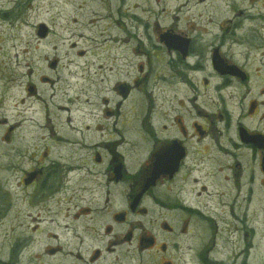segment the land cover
Listing matches in <instances>:
<instances>
[{
	"label": "flooded vegetation",
	"instance_id": "1",
	"mask_svg": "<svg viewBox=\"0 0 264 264\" xmlns=\"http://www.w3.org/2000/svg\"><path fill=\"white\" fill-rule=\"evenodd\" d=\"M14 3L8 4L11 10L0 5V18L12 16L16 10ZM252 3L257 5L252 24L235 23L233 19L207 25L205 30L195 25L187 26L186 30L180 29L179 24L166 28L159 25L153 34L157 42L149 39L152 37L145 29V39H140L138 46L143 44L144 49L141 46L134 50L132 57L98 55L89 63L85 61L88 60L85 53L80 52L78 73L82 74L83 83L72 97L67 87L60 85L59 77L53 81L43 76L40 80L44 84L53 88L57 85L55 95L36 93L39 85L31 82L30 77L24 96L14 98V119L18 123L8 125L6 117L0 120V125L8 127L9 136L16 125L26 121L44 128L47 116L55 125L71 121L77 129L81 127L80 132L75 128L81 135L75 141L81 143L78 150L82 154L93 151L92 164L85 166L80 159L68 170L79 171L83 176L105 175L108 189L99 196L86 197L82 188L80 203L99 207L101 197H106L101 212L114 214L108 218L98 214L108 223L105 226L108 235L104 234L100 241L112 236L110 233L125 232L123 236L117 235L114 243L110 240L101 248H85L81 236L68 243L64 241L60 251L64 253L65 264H118L123 261L117 256L119 249L123 255L139 252L141 264H162L165 256L174 260L166 264H227L214 256L221 233L217 232L216 220L211 212L197 209L192 200L202 198L208 204L224 201L228 192L234 191L237 194L230 198L232 205H236L244 189L251 199L254 185L264 176V0ZM122 9L126 10V0ZM126 12L115 25L124 36L130 32ZM243 13L240 11L235 18ZM99 18L106 23L108 16ZM40 29L41 26L42 37ZM48 33L47 29L42 38ZM105 42L110 47L116 43L109 35ZM126 44L127 41L119 45L126 48ZM148 45L155 48L153 54L149 53ZM34 65L32 62L27 67L26 77L34 74ZM83 65L86 67L82 68ZM50 67L56 73L62 68L58 60ZM22 80L15 77L19 87ZM58 92L57 101L62 104H55L56 110L52 112V98ZM5 102V97H1V108ZM73 108L76 113L73 111L68 117ZM85 136L99 140L86 146ZM140 145L146 152L141 161ZM35 170L37 176L31 179L30 186L36 184L44 168L28 174ZM120 202L124 209L113 211ZM153 207L159 208L160 218L149 223ZM84 210L80 209L82 217L91 208ZM78 216L75 215L71 228H78ZM134 219L139 225H132ZM141 219H145L147 226ZM154 226L174 239L197 237L202 247H197V241L196 248L184 251L179 243L175 247L160 244L159 238L152 234ZM134 244L137 246L131 250L130 245ZM126 245L129 248H124Z\"/></svg>",
	"mask_w": 264,
	"mask_h": 264
},
{
	"label": "rangeland",
	"instance_id": "2",
	"mask_svg": "<svg viewBox=\"0 0 264 264\" xmlns=\"http://www.w3.org/2000/svg\"><path fill=\"white\" fill-rule=\"evenodd\" d=\"M12 1L16 7L12 16L0 18V98L5 97L6 100L3 108L0 106V120L6 117L8 125L13 126L18 123L14 119V98L24 96L30 77L31 82L39 85L36 93L40 95L56 94L57 85L53 88L40 80L46 76L53 81L59 77L60 85L62 83L63 87H67L70 97L74 96L83 83L80 78L82 74L78 73L80 52L85 53L88 58L85 61L89 63H93L98 55L128 58L141 46L144 49L143 44L138 46L140 39H145V29L152 37L149 39H153L155 27L159 25L166 28L179 24L180 29L184 30L187 26L195 25L197 29L205 30L207 25L228 23L233 19L235 23L252 24L257 9L252 0H126V24L130 32L124 36L115 26L124 18V0H0V5L11 10L13 8L9 2ZM240 11L244 13L235 18ZM100 16H108L107 22L99 21L95 25L88 22ZM41 25L49 30L46 38L39 36ZM108 35L116 42L113 47L105 42ZM123 37L127 38L126 48L119 45L125 42ZM153 40L157 42L155 38ZM151 47L153 45H148L147 49L153 54L152 49L155 48ZM54 60H58L62 67L58 73L50 67ZM32 62H35L34 74L28 78L25 74ZM15 77L17 80L23 79L20 87ZM91 80L94 82V79ZM59 98V92L52 98V112H55L57 104H62L57 101ZM81 109L79 106L78 110ZM71 111L68 117L76 108ZM62 116L64 119V114ZM33 123L26 121L16 125L10 136L8 127L0 125V264H65L64 253L60 251L64 241L68 243L73 237L81 236L85 248H101L110 240L114 243L117 235H125V232L116 231L100 241L104 234L108 235L105 230L108 223L101 220L98 214L105 218L114 214L101 212L106 197H101L99 207L80 203L82 188L86 197L92 194L99 196L108 189L105 175L83 176L79 171L68 170L80 159L86 163L85 166L92 164L93 151L82 154L78 150L81 143L75 141L76 136L81 137L78 133L81 127L77 129L76 123L71 121L57 122L55 125L50 116L43 121L44 128ZM98 140L85 136L84 144L92 146ZM139 147L143 156L141 161L146 157V152L143 146ZM41 168L44 171L38 181L30 186L31 179L35 180L36 170L34 173L28 172ZM49 173L50 179L47 180ZM197 193L196 190L194 196ZM236 194L234 191L228 192L224 201H210L208 204L201 198L196 202L192 200V203L197 209L211 212L217 222V232L221 233L214 256L227 264H264V176L254 185L251 199L244 189L239 193L238 203L232 205L230 197ZM206 205L210 207L205 208ZM87 208H91L89 213L85 212ZM80 209H85L84 214L88 215L82 217ZM123 209L120 202L114 205L113 211ZM153 211L149 223L160 218L159 208L153 207ZM75 215H80L79 226L71 228ZM141 220L147 226L145 219ZM134 221L136 219L131 222L133 226L139 225ZM212 224L216 226L215 222ZM208 233L209 241L211 233ZM152 234L159 238L160 244H169L170 247H175V243L181 244L183 251L196 248L198 240L197 237L191 239L183 236L174 239V236L162 233L159 226H154ZM200 244L197 241L198 248L202 247ZM136 246L130 245V249ZM117 247L123 248L121 245ZM117 253L123 259L118 264H141L139 252L136 255H123L119 249ZM168 261L174 260L165 256L162 264Z\"/></svg>",
	"mask_w": 264,
	"mask_h": 264
},
{
	"label": "water",
	"instance_id": "3",
	"mask_svg": "<svg viewBox=\"0 0 264 264\" xmlns=\"http://www.w3.org/2000/svg\"><path fill=\"white\" fill-rule=\"evenodd\" d=\"M46 32H47V29L45 26H41V29H40V35L42 37H44L46 35ZM158 176H154V178H157Z\"/></svg>",
	"mask_w": 264,
	"mask_h": 264
},
{
	"label": "bare ground",
	"instance_id": "4",
	"mask_svg": "<svg viewBox=\"0 0 264 264\" xmlns=\"http://www.w3.org/2000/svg\"><path fill=\"white\" fill-rule=\"evenodd\" d=\"M103 19L102 18H99V17H97L96 19L95 18H92L90 21H88L89 23H91V24H98V22L100 21V22H103L102 21Z\"/></svg>",
	"mask_w": 264,
	"mask_h": 264
},
{
	"label": "trees",
	"instance_id": "5",
	"mask_svg": "<svg viewBox=\"0 0 264 264\" xmlns=\"http://www.w3.org/2000/svg\"><path fill=\"white\" fill-rule=\"evenodd\" d=\"M1 263V262H0Z\"/></svg>",
	"mask_w": 264,
	"mask_h": 264
}]
</instances>
